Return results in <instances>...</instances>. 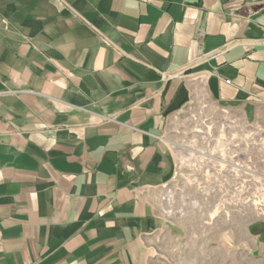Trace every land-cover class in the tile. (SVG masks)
<instances>
[{"label":"crops","instance_id":"0c3cea01","mask_svg":"<svg viewBox=\"0 0 264 264\" xmlns=\"http://www.w3.org/2000/svg\"><path fill=\"white\" fill-rule=\"evenodd\" d=\"M210 100L264 128V0H0V264H153ZM234 244L264 263V220Z\"/></svg>","mask_w":264,"mask_h":264},{"label":"rangeland","instance_id":"374dc122","mask_svg":"<svg viewBox=\"0 0 264 264\" xmlns=\"http://www.w3.org/2000/svg\"><path fill=\"white\" fill-rule=\"evenodd\" d=\"M197 101L170 122L153 264H264L234 238L264 220V140L236 107Z\"/></svg>","mask_w":264,"mask_h":264},{"label":"built area","instance_id":"2783aa9c","mask_svg":"<svg viewBox=\"0 0 264 264\" xmlns=\"http://www.w3.org/2000/svg\"><path fill=\"white\" fill-rule=\"evenodd\" d=\"M182 74H183V72L182 71H180V72H177V73H174V75H176V76H182ZM170 75H165V79L167 78V77H169ZM227 83H231V81H226ZM256 129H258V133L260 134V135H262V138H263V140H264V128H256Z\"/></svg>","mask_w":264,"mask_h":264}]
</instances>
